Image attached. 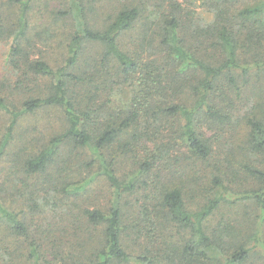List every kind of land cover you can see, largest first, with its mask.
Listing matches in <instances>:
<instances>
[{
	"label": "trees",
	"instance_id": "16d2710c",
	"mask_svg": "<svg viewBox=\"0 0 264 264\" xmlns=\"http://www.w3.org/2000/svg\"><path fill=\"white\" fill-rule=\"evenodd\" d=\"M9 1L20 10L13 24L0 8L11 73L0 79V161L40 113L62 112L65 125L15 156L26 180L11 187L12 202L0 188V264H249L261 233L241 236L213 219L234 166L259 185L251 195L264 221V0L219 8L205 28L184 24L177 0H68L46 7L37 36L32 12L43 0ZM37 40L57 53L40 54ZM117 89L128 92L125 104ZM242 126L244 140L228 142ZM216 145L242 155L221 159ZM101 178L108 205L75 204L74 215L70 201ZM38 189L66 208L51 221H73L80 248L59 250L55 223L31 233L24 208L38 210Z\"/></svg>",
	"mask_w": 264,
	"mask_h": 264
},
{
	"label": "rangeland",
	"instance_id": "374dc122",
	"mask_svg": "<svg viewBox=\"0 0 264 264\" xmlns=\"http://www.w3.org/2000/svg\"><path fill=\"white\" fill-rule=\"evenodd\" d=\"M68 0H50V2L46 5L45 1L36 4L33 12H32V35L37 36L42 31L41 23L43 24L44 19L43 17L46 16V7L49 6L50 9L60 8L67 3ZM178 4L181 6L182 12V20H186L184 24L188 25L190 23H194L197 25V28H205L208 27L209 24L213 22L216 17L217 10L219 8H225L229 11L233 12L236 10H241L246 7H254L258 4L259 0H239L237 3H222L218 0H177ZM233 7H231V6ZM2 7V8H1ZM0 8L3 12V19L4 21H8L9 18L12 19V23L14 24L18 18L20 7L14 5L9 0H0ZM1 14V12H0ZM43 19V21H42ZM47 38V37H46ZM131 39L130 36H127L126 40L129 42ZM39 42V40H37ZM40 45L37 47L40 54H53L57 53V50H53L46 48V43L39 42ZM9 52V42L0 40V79L8 76L11 77V73L8 71V67L6 66V59ZM128 92L126 90L117 89L115 102L117 104H125V101L128 98ZM241 103V102H239ZM245 107L242 104L239 106V110L243 115ZM246 110V109H245ZM38 123L30 125L28 127L29 130H26L24 133L23 131L27 128H22L19 131L20 134H28L25 141L15 142L13 145V153L9 155H4L2 160L0 161V188H5L7 186V200L9 199L12 202V192L13 186H19V188H23L25 178L22 177V174L19 172V166L16 161L17 158H23V155H29L32 151L39 150L43 148L44 145L47 144L50 136L59 133L63 126L65 125L64 116L62 112L50 111L40 113L37 116ZM239 120V113L235 114L233 125L236 121ZM4 118L0 116V138L4 134ZM27 123H24L26 125ZM35 128V129H34ZM244 127H237L233 128L232 130H228L226 133V140L229 142L232 139L236 138L239 141L244 140L245 136V129ZM211 134V133H210ZM212 135V134H211ZM226 141V142H227ZM233 140H231V143ZM227 145V144H226ZM225 148L220 150L219 146L216 145L215 147V154H219L221 159L226 157L234 158V161H237L238 155H242L240 146H236L231 149ZM237 152V153H234ZM79 155V153H78ZM262 159L261 157L259 160ZM74 165H68L65 170L69 173L73 169ZM235 167H231L229 172H231V177L229 181H227L226 186L228 189L225 192L226 202H224L221 208L217 211L213 222L215 225L218 222H222L226 225L228 230L233 231L234 233L245 236L249 235V237L253 238L254 234L260 232L257 240L260 242L257 243L258 247L255 249L256 254L253 255L252 260L249 264H264V248H263V241L264 238V221L261 219V207L257 204L254 199L252 198V192L259 189V185L256 183L255 180L251 179L250 176L247 174H236ZM14 172H19L21 177L16 178L13 176ZM198 171V170H197ZM123 176V175H121ZM27 183L33 184L34 180H27ZM41 188V187H40ZM91 189H88L87 192L82 196V198L78 201L72 199L70 201V205L73 206V210L75 209V214H79L78 210H76L75 204H78L81 207L95 209V208H105L108 205L109 201V192L106 182L101 178L98 179L95 183L91 184ZM36 195H33L34 199L37 197V201L39 200L40 207L38 210H35L31 206L27 204L24 208L26 209V213L29 215V225L31 227V233L36 232L41 228H44V232H48L50 225L55 223V228L61 231V235L56 236L54 241L56 245L60 248L59 250L65 251L70 250L72 248H80L83 236L74 231L71 228V224L73 221L68 220L66 224L60 222V217H64L66 208H62V204L52 198L53 195L46 194V192H42V190H37ZM17 198L11 203V206H17L14 202ZM49 204L47 205V202ZM51 201V204H50ZM19 204V203H18ZM56 210H53L55 205ZM47 205V206H46ZM56 211V213H55ZM59 214V218L56 222L51 221L52 216ZM212 222V223H213ZM62 223V224H61ZM54 227V226H53ZM46 230V231H45ZM37 235V234H35ZM34 235V236H35ZM256 244V243H255Z\"/></svg>",
	"mask_w": 264,
	"mask_h": 264
}]
</instances>
